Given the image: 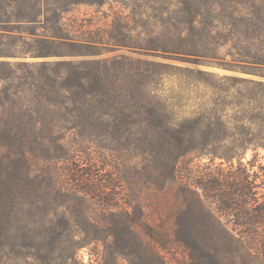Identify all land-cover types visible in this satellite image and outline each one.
<instances>
[{
  "label": "trees",
  "instance_id": "1",
  "mask_svg": "<svg viewBox=\"0 0 264 264\" xmlns=\"http://www.w3.org/2000/svg\"><path fill=\"white\" fill-rule=\"evenodd\" d=\"M107 2L0 0V264H79L99 241L132 264H168L173 246L188 264H231L237 245L264 264V0H118L107 36L65 21ZM133 53L196 65L210 99L175 112L158 87L167 64ZM123 150L149 186L175 191L156 242L85 203L94 194L101 212L115 208L108 153ZM108 257L99 264H117Z\"/></svg>",
  "mask_w": 264,
  "mask_h": 264
},
{
  "label": "rangeland",
  "instance_id": "2",
  "mask_svg": "<svg viewBox=\"0 0 264 264\" xmlns=\"http://www.w3.org/2000/svg\"><path fill=\"white\" fill-rule=\"evenodd\" d=\"M119 6L118 0H109V2L99 5H76L65 15V21L68 24H73L75 22L86 29H102L105 31L104 35L107 36L114 11L120 10ZM245 11L247 10L244 9L243 12ZM142 30V26L137 27L138 32ZM119 53L130 54V51L126 48L117 49L111 52L110 55ZM131 55L134 58H138L141 63L142 60L152 59L158 63L167 64L164 68V74L158 81V87L163 100L168 105H171L170 107H172L175 112L188 114L197 105L210 99L211 90L209 86L205 82L196 80L193 75L194 73L188 71L189 68H197L196 65L162 55L155 57L139 53H133ZM204 68L215 70L219 74L231 73L220 67L209 66ZM206 105H208V103ZM68 137L70 142L68 143L69 148H75V136L67 132V138ZM260 151L264 153V150ZM108 155L110 156L111 162L116 165L114 177L119 187L116 188L113 195H111L112 191L109 192L105 201L109 199V201L114 204L115 208L111 212L106 211V213H103V210L101 212L102 206L100 205H102V203L100 202L103 201H99L98 199L100 198L95 199L96 197L94 194L87 196L85 203H89V206L93 208L97 207L99 209L97 215L102 218L107 217L109 214L110 216L113 215L112 217L115 218L116 221L124 223L129 232L132 234L136 233V236L138 235L146 244L149 242L152 243V241L156 242V238L162 235L164 236L171 229L170 227L175 213L174 209L177 205L175 202L173 203V199L174 201L176 200L174 197L175 191L173 189L170 191L164 190L156 185L149 186L142 170L140 171V157H135L129 154V152L127 153L126 150L108 153ZM251 155L252 151L248 150L246 159L251 157ZM103 160L104 158H101V161ZM101 161L100 163H102ZM206 164H208V159H202L196 162V165L200 167ZM72 165L77 168L80 162L74 160V162L71 163H62L61 170L63 171L66 181H69L68 177H73L72 175L69 176L67 171L71 169ZM200 197L203 198L201 193ZM70 201L74 205L77 203L73 198H71ZM212 213L219 218V221L223 223L226 222L227 217L224 215H218L213 209ZM231 223L230 221L227 227H230ZM150 233H153V236ZM236 247L237 248L228 256L231 264L256 263L253 250L247 247L244 248V246L243 248H240L238 245ZM115 250V246L114 248L111 247L106 249L104 243L99 241L90 246L81 247L77 253V260L79 264H99L104 261L105 256L110 254L111 257L108 258H110V260H116L117 258V264H132L130 260L120 257ZM162 252L168 264H188L187 255L177 246H173L172 250L169 252ZM145 264L149 263L146 262Z\"/></svg>",
  "mask_w": 264,
  "mask_h": 264
}]
</instances>
